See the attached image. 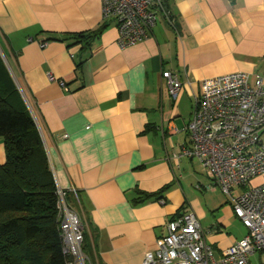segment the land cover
Wrapping results in <instances>:
<instances>
[{"label": "crops", "instance_id": "obj_1", "mask_svg": "<svg viewBox=\"0 0 264 264\" xmlns=\"http://www.w3.org/2000/svg\"><path fill=\"white\" fill-rule=\"evenodd\" d=\"M166 3L174 26L159 18L146 40L121 49L102 0H0V54L38 126L57 187L85 225V264H143L167 223L184 212L199 219L216 254L239 240L224 232L236 219L231 202L218 207L198 193L194 186L215 190L212 180L195 159L183 161V146L165 143L181 130L163 72L183 82L178 98H195L203 80L232 73L264 79V0ZM105 22L88 49L55 41ZM166 185L161 200L133 204L137 190Z\"/></svg>", "mask_w": 264, "mask_h": 264}, {"label": "built area", "instance_id": "obj_2", "mask_svg": "<svg viewBox=\"0 0 264 264\" xmlns=\"http://www.w3.org/2000/svg\"><path fill=\"white\" fill-rule=\"evenodd\" d=\"M102 17L116 23L121 49L146 40L159 18L172 24L163 0H102ZM163 78L177 99L183 82L170 72H163ZM200 88L187 126L190 146L181 148L180 157L198 161L230 198L247 234L216 254L199 219L184 212L167 223L166 234L156 241L155 251L145 254L143 264H254L252 257L255 264H264V182L253 184L264 177V79L238 72L203 80ZM57 191L63 253L71 257L68 264H85V225L67 205L64 192Z\"/></svg>", "mask_w": 264, "mask_h": 264}, {"label": "trees", "instance_id": "obj_3", "mask_svg": "<svg viewBox=\"0 0 264 264\" xmlns=\"http://www.w3.org/2000/svg\"><path fill=\"white\" fill-rule=\"evenodd\" d=\"M163 2L170 11L166 0ZM171 23L174 26L173 19ZM107 24L55 41H72V46L85 50ZM0 138L4 139L6 149V161L0 165V264H68L71 257L63 253L58 187L51 164L38 126L1 54ZM211 188H217L213 181ZM169 189L170 185L155 192L137 190L138 198L133 204L161 200ZM64 194L68 202L70 196ZM88 242L85 235L83 254Z\"/></svg>", "mask_w": 264, "mask_h": 264}, {"label": "rangeland", "instance_id": "obj_4", "mask_svg": "<svg viewBox=\"0 0 264 264\" xmlns=\"http://www.w3.org/2000/svg\"><path fill=\"white\" fill-rule=\"evenodd\" d=\"M179 98L177 100L173 98L172 99L174 101L173 103L176 104V107L178 109L177 112L179 115L178 118L175 120V125L179 130H181V132L175 135L174 138L167 137L165 143L170 145L172 141L173 144H177V145L179 144L180 146H188L190 139L187 131V126L190 123L193 115L195 98L189 97L186 93H183V95ZM187 160H188L187 158L183 159L184 162H186ZM194 163L195 165L199 166L197 160H194ZM198 168L200 169L201 167ZM199 169H197L198 173L204 176V173L201 171V169L200 170ZM204 178L206 177L204 176ZM194 189H196L198 193L201 192L202 194H205L206 199L208 197L214 199L213 204L218 207L225 205L226 203L228 204V202L230 201L229 198L225 196L219 189H215V190L208 189V191H204L201 190L200 188L198 190L196 186H194ZM208 193H211V195H208ZM224 232L227 233L226 235L228 234L233 235L240 240L247 234V229L245 228L243 223L238 218H236L233 219L230 228L226 227L224 229ZM251 259L254 261V264L257 263L256 257H252Z\"/></svg>", "mask_w": 264, "mask_h": 264}]
</instances>
